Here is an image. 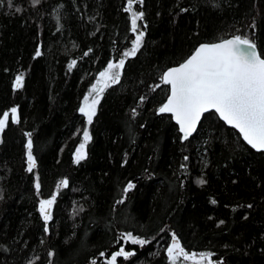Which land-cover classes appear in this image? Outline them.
<instances>
[{"label": "trees", "instance_id": "1", "mask_svg": "<svg viewBox=\"0 0 264 264\" xmlns=\"http://www.w3.org/2000/svg\"><path fill=\"white\" fill-rule=\"evenodd\" d=\"M127 7V0H0V116L19 111L0 141V264H107L121 246L135 255L117 264H169L173 232L189 254L210 252L214 264H264V152L215 112L187 140L158 112L170 93L163 72L201 43L247 36L264 54V0L134 4L144 13L143 43L88 125L79 111L84 96L136 35ZM21 71L24 84L15 89ZM85 127L91 140L76 163ZM65 178L68 187L57 188ZM129 181L135 187L125 195ZM54 193L46 232L39 201ZM127 232L150 243L121 239Z\"/></svg>", "mask_w": 264, "mask_h": 264}, {"label": "snow or ice", "instance_id": "2", "mask_svg": "<svg viewBox=\"0 0 264 264\" xmlns=\"http://www.w3.org/2000/svg\"><path fill=\"white\" fill-rule=\"evenodd\" d=\"M40 2L41 0H32L33 5H38ZM127 3L128 7L125 11L132 14L131 31L136 35L132 40L131 48L125 51L118 61L107 63L104 70L99 72L96 83L92 84L89 93L84 96V102L79 111L86 117L88 125L92 123L96 115L99 97L107 87L120 82L126 59L135 56L143 43L145 32L139 30L137 22L143 19L144 13L133 11L132 7L133 4H142L143 0H127ZM57 19H59L58 15ZM41 54L40 49L37 48L35 56L39 57ZM75 64L76 61L73 60L68 66L69 69ZM161 80L170 86V94L166 102L159 107L158 112L173 114L183 134V140H187L196 131V126L204 113L215 110L222 120L239 130L243 139L252 148L264 151V54L257 51V45L252 39L235 35L230 39H221L219 42L202 43L177 67L164 71ZM23 84L24 73L21 71L15 76L14 88L20 89ZM143 99L144 97H141V101ZM132 113L135 115L136 110L133 109ZM10 114L12 123L19 122L16 107H13L10 112L5 111L0 116V133L5 130ZM26 135L29 137L26 144L27 171L32 172L36 167V158L32 153V134L26 133ZM82 135L83 140L75 153L76 163L86 158L85 148L91 140L87 127L82 130ZM184 159L187 160V157ZM181 167L184 168L185 165L182 164ZM197 183L203 185L206 181L199 178ZM68 184L69 181L65 178L59 182L57 188H66ZM134 187L135 185L129 181L123 189L124 194L126 195ZM35 188L37 191L40 189L38 177ZM55 201V193L50 198L39 201V211L45 221L46 232L48 231L47 222L52 219L51 206ZM117 203H123V200ZM121 239L140 246L150 243L149 240L135 236L131 232L122 234ZM166 253L169 264H177L181 258L184 261L191 260L192 264H201V261L214 264L211 259L213 254L210 252L189 254L174 232L171 234V243L167 246ZM100 255L104 256V253ZM133 255H135L134 251H126L121 246L118 251L111 254L107 264H116L118 257L123 256L127 259ZM91 264H96V261L93 260Z\"/></svg>", "mask_w": 264, "mask_h": 264}, {"label": "water", "instance_id": "3", "mask_svg": "<svg viewBox=\"0 0 264 264\" xmlns=\"http://www.w3.org/2000/svg\"><path fill=\"white\" fill-rule=\"evenodd\" d=\"M230 38H232V37H230ZM230 38H228V39H230ZM219 42V41H218ZM214 43V42H213ZM258 51V50H257ZM259 52V51H258ZM179 65V64H178ZM178 65H175V66H172V67H177ZM171 68V67H170ZM167 100V99H166ZM166 102V101H165ZM164 102V103H165ZM210 112H215V110H209V112H207V113H210ZM207 113H204L203 115H202V117H201V119H200V121L198 122V124H197V126H196V130H197V128L200 126V123H201V121H202V119H203V117H204V115L205 114H207ZM216 113V112H215ZM161 114H168V115H171L172 117H173V114L172 113H161ZM218 116H219V114L218 113H216ZM220 117V116H219ZM173 119H174V117H173ZM221 119V118H220ZM222 120V119H221ZM174 121H175V123L179 126V124L176 122V120L174 119ZM223 122H225L224 120H222ZM225 124L227 125V126H229V127H232V128H234L233 126H231V125H229V124H227L226 122H225ZM238 133H239V130L238 129H236V128H234ZM195 132V131H194ZM193 132V133H194ZM192 133V134H193ZM240 134V133H239ZM183 135V134H182ZM241 135V134H240ZM192 136V135H191ZM190 137V136H189ZM241 137H242V139H243V136L241 135ZM244 140V139H243ZM245 141V140H244ZM246 142V141H245ZM247 143V142H246ZM248 144V143H247ZM249 145V144H248ZM250 147H251V145H249ZM252 148V147H251ZM254 149V148H253ZM255 151H257L256 149H254ZM259 152H264V151H259ZM51 215H52V210H51ZM51 221V220H50ZM50 221H48L47 223H49Z\"/></svg>", "mask_w": 264, "mask_h": 264}, {"label": "bare ground", "instance_id": "4", "mask_svg": "<svg viewBox=\"0 0 264 264\" xmlns=\"http://www.w3.org/2000/svg\"><path fill=\"white\" fill-rule=\"evenodd\" d=\"M133 6H134V4H133ZM233 36H235V35H233ZM233 36H230V37H233ZM230 37H227V38H224V39H228V38H230ZM247 37V36H246ZM247 38H249V37H247ZM250 39V38H249ZM218 41H220V40H218ZM218 41H214V42H218ZM203 43H213V42H203ZM202 44V43H201ZM257 45V44H256ZM199 46V45H198ZM257 50L259 51V49H258V46H257ZM260 52V51H259ZM187 59V58H186ZM182 63V62H181ZM170 87V86H169ZM13 107H16L17 109H18V106H13ZM13 107H11L10 109H6L7 111H9L10 112V110L13 108ZM19 112V111H18ZM10 118H11V114H10V116H9ZM220 118V117H219ZM88 128V130H89V127H87ZM198 129H199V127L197 128V130L192 134V136L198 131ZM179 130H180V128H179ZM89 133H90V131H89ZM182 134V133H181ZM189 138H191V136L189 137ZM2 140V133H1V138H0V141ZM82 140H83V135L81 136V141L79 142V144H78V146L76 147V149L79 147V145H80V143L82 142ZM89 143V142H88ZM88 143H87V145H86V148H85V151H86V153H87V146H88ZM257 152H259V151H257ZM75 153H76V151H75ZM75 158V157H74ZM36 165H37V162H36ZM55 193H57V191H55ZM51 210H52V212H53V205L51 206ZM52 220V219H51ZM187 251V250H186ZM197 259H199V257H197ZM201 263H204V261H201Z\"/></svg>", "mask_w": 264, "mask_h": 264}, {"label": "rangeland", "instance_id": "5", "mask_svg": "<svg viewBox=\"0 0 264 264\" xmlns=\"http://www.w3.org/2000/svg\"><path fill=\"white\" fill-rule=\"evenodd\" d=\"M139 29H140V27H139ZM100 86H102V84L100 85ZM95 95V94H94ZM0 138H1V133H0ZM183 260H179L178 262H177V264H179L180 262H182ZM116 264H117V262H116ZM182 264H185V262H182ZM186 264H192V261L191 260H189V262L188 263H186ZM201 264H205V262L204 263H201Z\"/></svg>", "mask_w": 264, "mask_h": 264}]
</instances>
